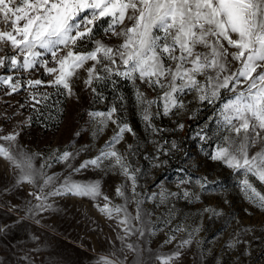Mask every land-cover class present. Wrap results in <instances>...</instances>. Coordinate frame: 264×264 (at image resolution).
Listing matches in <instances>:
<instances>
[{
  "label": "rangeland",
  "instance_id": "1",
  "mask_svg": "<svg viewBox=\"0 0 264 264\" xmlns=\"http://www.w3.org/2000/svg\"><path fill=\"white\" fill-rule=\"evenodd\" d=\"M125 24L129 21L125 20ZM107 26L108 18L99 19L94 38L108 45L119 44L120 38L105 34ZM121 27L117 26V31ZM7 31L12 28L0 16V32ZM80 47L90 49L92 44ZM17 51L10 42H0V57L5 58L0 77L11 76L12 83L19 82L16 91L0 82V136L19 133L15 145L30 155L36 154L34 166L50 164L44 171L63 179L70 168L56 157L64 151L75 153L86 147L87 151H80L70 160L73 167H78L98 155L118 127L109 120L104 130L96 134V124L101 118H93L89 113L108 112L115 106L113 119L127 123L134 132V135L125 132L114 148L126 157L130 171L138 169L136 193L144 223L133 221L134 228H143V235L137 231L126 234L120 223L122 214L120 219L115 214L109 218L100 210L107 203L103 196L109 197V207L124 203L116 195L117 187L123 186L125 194L133 196L132 182L118 166H89L73 173L72 178L81 183L98 181L103 196L95 199L71 194L51 196L47 203L52 207L40 210L35 207L40 201L29 195L34 191L39 194L38 184H16L18 170L0 157V264H97L101 257L119 259L124 264H161L159 257L177 249L181 255L174 264H264V211L242 190L243 170L236 171L210 159L222 143L216 122L219 102L200 103L190 93L183 97L185 108H174L168 115L163 114L162 106L154 104L151 124L159 129L154 131L143 119L135 88L139 87L148 99L158 97L159 91L139 80L134 86L116 76L112 78L115 84L93 79L88 85L86 68L93 63L89 61L72 77V94L64 89L66 103L60 115L43 116L38 114L43 98L63 87L49 86L48 82L57 74L47 73L39 63L27 70L12 68L10 57L17 55ZM18 59L22 60V56ZM39 59H47L48 67L56 66L49 53ZM34 80L43 84H28ZM156 111L160 114L155 115ZM181 124L183 128L179 127ZM0 144L7 146L3 140ZM258 150L259 145L251 148L250 155ZM249 180L264 194V184L251 175ZM185 191L188 197L183 195ZM161 192L174 195L162 200ZM128 211L135 216L134 200L128 203ZM178 228L181 230L177 231ZM170 237L174 238L166 243ZM185 240L190 243L181 247Z\"/></svg>",
  "mask_w": 264,
  "mask_h": 264
},
{
  "label": "snow or ice",
  "instance_id": "2",
  "mask_svg": "<svg viewBox=\"0 0 264 264\" xmlns=\"http://www.w3.org/2000/svg\"><path fill=\"white\" fill-rule=\"evenodd\" d=\"M0 16L12 28V31L0 32V42H10L11 47L18 50L17 55L10 57V66L27 70L41 64L47 73L57 74L48 82L49 86H62L71 95L72 77L91 61L93 63L86 68L88 85L93 79L115 84L112 78L116 76L134 86L139 80L153 91H159L158 97L148 99L139 87L135 88L143 119L154 131H159L151 124L154 104L162 106L163 114L168 115L174 108H185L183 97L190 93L200 103L215 105L219 102L216 122L222 143L217 145L210 159L221 161L236 171L243 170L242 190L264 211V194L249 180L251 175L264 184V0H0ZM101 18H108L105 34L120 38L119 44L108 45L94 38L96 22ZM125 20L129 24L126 25ZM120 25L123 27L117 31ZM87 43L92 47L81 50L80 46ZM65 49L64 55H58ZM45 53L51 55L56 66L48 67L47 59H39ZM18 56H22V60ZM0 66H5L3 57H0ZM101 72L104 75H100ZM12 80L11 76L0 77V82L16 91L19 82L12 83ZM28 84L41 85L43 81H28ZM116 111L113 106L108 112L89 113L93 118H101L96 124V134L104 130L109 120L117 125L118 131L98 150V155L84 160L78 167H73L70 160L80 151H87L86 147L57 156L58 161L70 168L63 179L44 171L50 164L34 166L36 154L30 155L15 145L19 133L0 136V140L7 142V146L0 144V157L18 170L16 184H38L39 194L34 191L29 195L40 201L35 206L40 210L52 207L47 203L51 196L71 194L93 199L103 196L98 181L81 183L72 178L73 173L89 166H118L131 180L133 196L128 197L123 186L117 187L116 195L122 197L124 203L109 207V197L103 196L107 203L100 210L109 218L115 214L120 219L122 214L120 223L125 226L126 234L137 231L143 235V228L133 225L134 220L144 223L136 193L138 169L130 171L126 157L114 148L125 132L133 135L134 132L127 123L113 119ZM256 145L259 150L250 155V149ZM106 160L108 165L104 164ZM40 181L42 183H38ZM45 189L50 191L45 193ZM167 195L174 194L160 193L162 200ZM183 195L188 197L189 193L185 191ZM130 200L136 204L135 216L128 211ZM188 243L189 240L183 241L181 247ZM127 247L133 249L134 246L128 244ZM180 255L177 249L159 259L161 264H174ZM97 264L124 262L101 257Z\"/></svg>",
  "mask_w": 264,
  "mask_h": 264
},
{
  "label": "trees",
  "instance_id": "3",
  "mask_svg": "<svg viewBox=\"0 0 264 264\" xmlns=\"http://www.w3.org/2000/svg\"><path fill=\"white\" fill-rule=\"evenodd\" d=\"M46 96L48 98H43L42 103L39 105L38 114H42L43 116H50L52 114L53 117H58L66 103L64 89L60 87L57 91H52L46 94Z\"/></svg>",
  "mask_w": 264,
  "mask_h": 264
}]
</instances>
